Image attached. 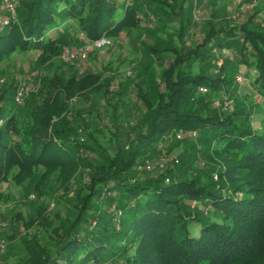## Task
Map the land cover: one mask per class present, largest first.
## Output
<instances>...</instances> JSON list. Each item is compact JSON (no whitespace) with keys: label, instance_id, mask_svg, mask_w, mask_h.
<instances>
[{"label":"trees","instance_id":"1","mask_svg":"<svg viewBox=\"0 0 264 264\" xmlns=\"http://www.w3.org/2000/svg\"><path fill=\"white\" fill-rule=\"evenodd\" d=\"M167 5L169 0H18L16 18L0 30V61L34 50L44 65L71 42L73 25L62 23L76 21L89 40L112 37L139 28L140 15L150 9L167 13ZM161 50L146 44L144 54L160 57ZM172 50L164 89L152 78L153 99L143 95L148 112L137 139L152 144L174 129L194 131L207 156L215 150L224 159L213 168L180 165L161 173L143 170L147 177H140L144 151H126L121 134L91 119L92 106L81 110L73 103L107 90L96 69L83 73L60 59L62 66L41 75L38 89L24 96L20 117L7 108L17 84L0 93V179L14 172L20 181L32 179L44 167L68 182L76 169L92 170V190L78 200L75 218H61L54 227L55 255L28 235L25 264H264V119L254 125L245 107L205 113L208 104L198 96L202 86L228 88L241 73L264 100L262 21L253 13L234 27L211 25L195 48ZM104 189L113 193L109 203L120 216L100 210Z\"/></svg>","mask_w":264,"mask_h":264},{"label":"rangeland","instance_id":"2","mask_svg":"<svg viewBox=\"0 0 264 264\" xmlns=\"http://www.w3.org/2000/svg\"><path fill=\"white\" fill-rule=\"evenodd\" d=\"M169 2L171 6L164 7L167 13L148 10L146 14L140 15L142 22L139 28L109 37L111 45L90 52L85 60L74 61L75 66L83 73L89 69L99 71L107 90L95 92L86 99H74L73 103L81 110L92 106L94 111L90 114L91 119L105 124L110 132L121 134V142L126 151L135 146L144 151L142 159H138L137 170L141 172L140 177L146 175L143 170L161 173L182 165L203 171L213 168L214 163L224 161L215 150L207 156L206 148L201 147L197 133L195 136L186 135L178 139L175 137L178 129H174L152 144L140 143L137 139V133L144 131L142 120L148 112L143 95L149 100L153 99L152 78L156 80L160 90L164 89V71L175 55L172 49L176 52L193 49L202 43L211 25L216 28L234 27L253 13L257 14L264 27V0ZM17 4L18 0H0V22L16 18ZM69 23L73 25L72 38L63 50L76 49L87 40L76 21L61 25L64 27ZM55 31L51 30L50 34L53 35ZM146 44L162 49V56L144 54ZM38 53L34 50L15 51L0 61V93L13 81L17 84L14 101L7 103L8 110H15L17 117H20L25 105L24 96L38 89L40 76L53 73L62 66L60 55L42 65ZM213 53L215 57L220 56L215 48ZM224 53L230 55V52ZM218 63H222V58ZM64 68H70V65L65 64ZM197 69L194 68L195 71ZM198 96H202L208 104L203 110L205 113H224L233 108L245 107L250 112L254 125H259L264 119V100L254 92L250 81L241 73L234 75L228 88L212 91L202 86L198 90ZM212 145L216 148L215 143ZM146 159L153 163L149 170L143 166ZM74 172L68 182L60 175V171L44 167L38 170L35 177H29L32 179L20 181L13 176L16 172L0 179V245H3L0 264H25L27 252L24 239L28 235L36 236L46 251L55 255L58 243L54 227L59 225L61 218L72 221L81 196L90 194L92 190V170L83 167ZM217 174L215 170L211 171L214 180H217ZM111 195L113 193L106 189L99 193L101 211L115 213V203H109ZM41 214L47 221L42 220Z\"/></svg>","mask_w":264,"mask_h":264},{"label":"built area","instance_id":"3","mask_svg":"<svg viewBox=\"0 0 264 264\" xmlns=\"http://www.w3.org/2000/svg\"><path fill=\"white\" fill-rule=\"evenodd\" d=\"M0 23H2L0 28L3 29L9 23V21L3 20ZM111 44H112V40L106 35H103V36L96 38V39H93V40L87 39L84 41L82 46H80L76 49L65 48L62 51V53L60 54V59L65 63L74 62L76 60H85L88 57V55L90 54V52L99 50V49H101L105 46L111 45ZM186 135L195 136L196 132L188 131L185 129H178L175 132V137L178 139H182ZM171 159H173V158H171ZM177 160L178 159H176V161ZM143 166H144V169L149 170L153 167V163L149 159H146L144 161ZM116 212L118 215H121V210H117ZM2 251H3V245H0V253Z\"/></svg>","mask_w":264,"mask_h":264}]
</instances>
